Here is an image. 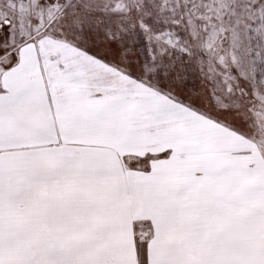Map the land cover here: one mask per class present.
<instances>
[{
	"label": "snow or ice",
	"instance_id": "6c2138e0",
	"mask_svg": "<svg viewBox=\"0 0 264 264\" xmlns=\"http://www.w3.org/2000/svg\"><path fill=\"white\" fill-rule=\"evenodd\" d=\"M0 264H264V0H0Z\"/></svg>",
	"mask_w": 264,
	"mask_h": 264
}]
</instances>
